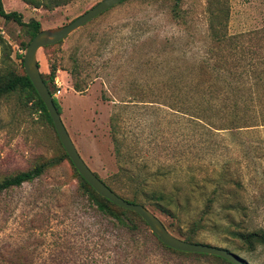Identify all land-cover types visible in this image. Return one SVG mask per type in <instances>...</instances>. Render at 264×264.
Returning a JSON list of instances; mask_svg holds the SVG:
<instances>
[{"label": "rangeland", "instance_id": "rangeland-1", "mask_svg": "<svg viewBox=\"0 0 264 264\" xmlns=\"http://www.w3.org/2000/svg\"><path fill=\"white\" fill-rule=\"evenodd\" d=\"M99 1L70 0L50 10L21 0L1 4L42 30L67 24ZM213 1L179 0V24L168 12L173 0L124 1L39 49L36 61L44 77L50 66L56 69L52 92L60 120L100 180L121 184L114 126L120 163L128 169L125 184L132 175L175 198L169 214L144 203L171 235L182 239L202 215L196 242L264 264V246L245 251L225 231L264 230V0ZM211 10L228 35L241 37L244 56L239 46L216 55L209 61L215 72L202 62L211 47ZM27 40L24 28L0 18V74L20 72L17 56ZM243 64L262 71V81L247 86ZM69 70L78 74L79 91ZM233 117L245 121L230 123ZM250 124L256 126L241 127ZM62 153L39 113L17 94L0 97V179ZM73 169L62 159L31 182L0 192V264H223L163 249L136 219L134 232L119 227L80 193Z\"/></svg>", "mask_w": 264, "mask_h": 264}, {"label": "trees", "instance_id": "trees-1", "mask_svg": "<svg viewBox=\"0 0 264 264\" xmlns=\"http://www.w3.org/2000/svg\"><path fill=\"white\" fill-rule=\"evenodd\" d=\"M23 3L33 7V8H39L42 7L44 9L50 10L54 7H58L59 5H63L67 3L70 0H21ZM124 1L128 0H123L119 4L123 3ZM215 4V6H218V2L213 1L211 2V6ZM213 9V8H211ZM227 11V10H226ZM168 12L173 19L174 23H180L182 21V13L179 8V0H173L172 4L168 8ZM222 14V13H220ZM0 18L4 22L12 21L18 26L24 28V32L28 37V40L26 44L23 46V50L27 46L28 42L30 39L37 33L39 32L40 26L39 23L36 20L30 19L27 22H22L21 21V16L16 13V12H5L2 9V4L0 0ZM226 16H224L223 19H225ZM208 33H209V40L211 43V47H209L208 51L206 52L202 62H203V67L209 69L212 72H215L217 70L216 66L211 65L210 66V60L214 61L216 59V55L223 53V52H228L229 50L235 49L236 46H239L241 49V59L244 58L242 54V46L240 44L241 40H239L241 37L236 36V35H228L225 31V23L223 24V21L221 22V16L219 15H214L213 11H210V16L208 18ZM239 42V43H238ZM61 42H58L59 44ZM238 43V44H237ZM54 44V45H57ZM52 45V46H54ZM51 46H46L41 48L42 50L49 48ZM19 59V68L20 72H16L14 70H7L4 73L0 74V97L8 94H17L18 96L21 97L22 101L24 102L25 105H30L37 113L40 114L41 117L49 124L51 125V122L48 118V115L45 111V108L39 98L37 97L35 91L33 90L29 80L27 77L24 75V72L22 70V56H17ZM209 64V65H208ZM207 65V66H206ZM38 67V64H37ZM242 71H244L248 78L246 79L247 85L249 86L250 80L253 81L252 79H257L261 80V75L263 74L262 71H259L258 74L255 72H249V70L246 69V67H250V65L243 64L241 65ZM250 69V68H248ZM56 69L54 66H50L49 72L46 77H44L42 74L39 73L43 84L45 85L49 95L51 96V101L53 103V106L56 110V112L59 114L60 109L53 98V92H52V83H53V76L55 73ZM218 73V72H216ZM226 73H228L226 71ZM249 73V74H248ZM262 73V74H261ZM70 80H71V85L72 88L76 91H79V86L76 83L77 79V72L75 70H69L68 72ZM264 75V74H263ZM254 82V81H253ZM235 87L238 84H241L239 82H235ZM233 85V84H229ZM242 85V84H241ZM234 106V104H233ZM256 119V117H253ZM237 121H245L238 118H234L230 121L232 123L234 120ZM252 119V118H251ZM113 119H110V125L112 124ZM205 124L209 127V123L205 122ZM231 125V124H230ZM260 125H264L260 124ZM256 126L254 124H250L248 126H241V127H253ZM110 134H111V141L113 142V147H114V153L117 158L118 162V170L115 175L117 179L121 182L120 185H122L125 188H127V191L122 190V186L117 184H106L102 180L101 182L105 184L112 192H114L117 196L122 198L123 200L132 203V204H140L144 206V203L151 204L153 207H155L156 210H158L161 213L164 214H169L170 208L169 204L174 203L175 198L166 192L158 191V190H153L149 189L148 190V181L145 179H139L137 177H133L132 175H128L129 177V185L125 184L126 178L127 177V168H124L122 166V163H120V147L117 143V130L115 129L114 126H111L110 128ZM62 159L68 160L66 155L62 153V155L58 158H52L49 160L41 161L39 163L33 164L31 167H29L26 170L19 171L13 174H9L4 176L2 179H0V192L13 188V187H18L22 183L26 182H31L32 180L38 178L45 169L52 167L54 165H57ZM69 161V160H68ZM74 170V169H73ZM75 176L78 180V188L80 189V193L86 198V200L102 215L108 217L109 219L113 220L116 225L119 227L125 228L126 230H129L131 232H134L137 230V224L136 220H138L140 223L144 224L140 218L134 214L131 211H127L124 209H121L107 200L101 198L98 196L81 178L80 176L76 173L74 170ZM125 178V179H124ZM100 180V179H99ZM125 180V182H124ZM125 192L129 194V198L125 197L124 195ZM213 202V198H210L208 200V204ZM136 219V220H135ZM202 215L199 216L197 220L192 221L188 226V229L181 234L182 240L189 242V243H198L195 241V234L196 232L202 228ZM145 225V224H144ZM226 233L227 235L232 238L237 240L242 249L245 251H253L257 246H264V230L262 229H252V230H247V229H240V228H235V227H229L226 228ZM159 246H161L163 249L172 252V253H177L180 255L188 256V257H199L203 258L207 261L213 262V263H223V264H229L228 262L224 261L221 258L215 257V256H209V255H203V254H191V253H183V252H178L174 251L172 249H169L162 245L161 243H157ZM202 244V243H201ZM240 258V257H239ZM241 259V258H240ZM244 264L246 262L241 259Z\"/></svg>", "mask_w": 264, "mask_h": 264}, {"label": "water", "instance_id": "water-1", "mask_svg": "<svg viewBox=\"0 0 264 264\" xmlns=\"http://www.w3.org/2000/svg\"><path fill=\"white\" fill-rule=\"evenodd\" d=\"M121 1L123 0H100L95 5L72 19L67 24L55 28L42 29L37 32L28 42L22 55L21 65L24 75L29 80L37 97L43 104L57 140L61 145L64 154L68 158L70 164L72 165L76 173L80 176V178L98 196L121 209L131 211L136 214L145 224L154 238L169 249L183 253L215 256L223 259L229 264H244L237 255L227 251L226 249L201 243H189L182 239L174 237L165 229V227L156 218V216L149 210H147L144 206L140 204L129 203L112 192L107 186H105V184L101 182V180H99V178L86 166V164L80 158L60 120L59 114L56 112L53 106L51 96L49 95L39 75L36 61L37 51L43 47L52 46L54 44H57L58 42H61L69 34L74 32L96 16L119 4Z\"/></svg>", "mask_w": 264, "mask_h": 264}]
</instances>
